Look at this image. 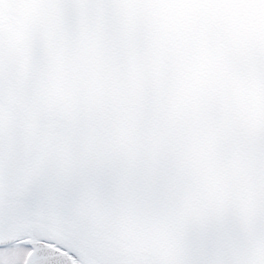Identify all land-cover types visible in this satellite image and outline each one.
Wrapping results in <instances>:
<instances>
[{
    "label": "snow or ice",
    "instance_id": "snow-or-ice-1",
    "mask_svg": "<svg viewBox=\"0 0 264 264\" xmlns=\"http://www.w3.org/2000/svg\"><path fill=\"white\" fill-rule=\"evenodd\" d=\"M0 264H264V0H0Z\"/></svg>",
    "mask_w": 264,
    "mask_h": 264
}]
</instances>
